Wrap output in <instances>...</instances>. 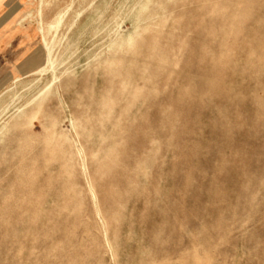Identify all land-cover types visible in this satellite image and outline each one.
<instances>
[{"label": "rangeland", "instance_id": "374dc122", "mask_svg": "<svg viewBox=\"0 0 264 264\" xmlns=\"http://www.w3.org/2000/svg\"><path fill=\"white\" fill-rule=\"evenodd\" d=\"M0 36V264H264V0H0Z\"/></svg>", "mask_w": 264, "mask_h": 264}, {"label": "crops", "instance_id": "0c3cea01", "mask_svg": "<svg viewBox=\"0 0 264 264\" xmlns=\"http://www.w3.org/2000/svg\"><path fill=\"white\" fill-rule=\"evenodd\" d=\"M12 36L9 37H5V36H0V55H8V59L12 60V65H14V67H16L18 69V71H22V67L26 64H28V58H29V52L24 53L23 48L20 49L22 47V45L20 42L23 41V39L19 40L20 42L17 44L16 48H12V44L11 41L13 38H11ZM11 48H10V47ZM14 47V46H13ZM5 51L7 53H5ZM15 59V61H14ZM1 58H0V65H1Z\"/></svg>", "mask_w": 264, "mask_h": 264}]
</instances>
